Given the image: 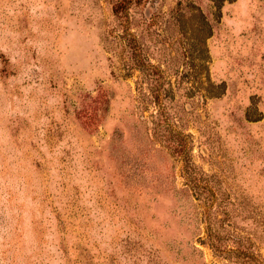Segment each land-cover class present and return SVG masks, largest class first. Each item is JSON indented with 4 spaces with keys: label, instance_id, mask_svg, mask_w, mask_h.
Masks as SVG:
<instances>
[{
    "label": "rangeland",
    "instance_id": "374dc122",
    "mask_svg": "<svg viewBox=\"0 0 264 264\" xmlns=\"http://www.w3.org/2000/svg\"><path fill=\"white\" fill-rule=\"evenodd\" d=\"M0 264H264V0H0Z\"/></svg>",
    "mask_w": 264,
    "mask_h": 264
},
{
    "label": "trees",
    "instance_id": "16d2710c",
    "mask_svg": "<svg viewBox=\"0 0 264 264\" xmlns=\"http://www.w3.org/2000/svg\"><path fill=\"white\" fill-rule=\"evenodd\" d=\"M212 1H214L215 4L218 6L220 3H223V2H226V1H233V0H212ZM186 163L187 162L184 163V169L187 171L189 166ZM188 182H190L193 185V187H195V188L198 186L196 181H195V179H193V181H188ZM236 254H237V256H246V254L241 253V252L240 253H236ZM247 257L248 258H252L251 256H247Z\"/></svg>",
    "mask_w": 264,
    "mask_h": 264
}]
</instances>
